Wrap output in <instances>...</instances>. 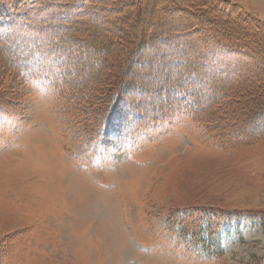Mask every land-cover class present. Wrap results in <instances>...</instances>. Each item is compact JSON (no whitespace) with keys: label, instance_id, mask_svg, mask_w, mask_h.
Here are the masks:
<instances>
[{"label":"rangeland","instance_id":"obj_1","mask_svg":"<svg viewBox=\"0 0 264 264\" xmlns=\"http://www.w3.org/2000/svg\"><path fill=\"white\" fill-rule=\"evenodd\" d=\"M27 18L79 40L55 34L72 50L41 57L51 69L81 53L80 78L93 84L80 100L69 89L68 104L51 79L17 69L23 50L42 46ZM140 39L155 64L180 50L201 65L215 47L221 64L233 50L227 91L209 98L229 147L182 115L140 139L123 134L117 109L155 69L143 70ZM0 40V264H264V134L254 133L264 113V0H0ZM194 212L222 219L221 257L172 227ZM207 227L204 219L209 241Z\"/></svg>","mask_w":264,"mask_h":264},{"label":"trees","instance_id":"obj_2","mask_svg":"<svg viewBox=\"0 0 264 264\" xmlns=\"http://www.w3.org/2000/svg\"><path fill=\"white\" fill-rule=\"evenodd\" d=\"M83 5L84 2H81L80 4L74 6L73 8H75V10L73 11L79 9V11L82 12L81 7H83ZM31 9L32 8H25L24 11L26 12ZM44 10L42 12L48 11ZM55 11H57V9ZM51 12L53 13V10ZM67 13L63 15L66 16V18L72 14L70 13V15H68L69 13ZM32 19L27 18L25 23H27L28 25L30 24L28 26V30L31 31L32 36L36 38L38 42H41L42 46L41 49H37L38 53H33L32 50H23L25 52V57L22 58L20 64H18L17 66V69L20 68L19 71H21V73H27L31 76L32 79L35 80L44 79L46 77H48V79H51L53 82V87L57 91L58 98H62V100H65L68 104L69 99H72L70 96V90L75 92L76 97L80 100L81 93L84 94L87 91V86L93 84V82L90 83V80L93 79V77H90V74L88 75L87 73H85L86 78L89 76V80L87 79L86 82H84V80L80 78V72L83 69L79 67V62L81 66L85 64V62H82L80 60L81 53H78L76 55L74 54L73 56H76V58L71 56L73 52L71 53L67 51L66 59L70 61H66L64 66H56L52 62L54 66L51 67V69H46V66L43 63V58L41 57L42 55L45 58L49 54L54 53L53 50H72L70 49V45L68 47L63 45L62 40L59 41L60 38L66 42L68 39H73L74 41L79 40L76 39V37H73L72 33H70L67 29L66 33L62 35L60 33V28H56V24H52V22L50 21L36 23ZM15 22L21 23V21L16 20ZM62 30L64 31L65 29ZM8 34L10 40V33L4 34L2 38L7 40ZM55 34H59V39L55 38ZM16 37L17 36H15V38ZM163 38L164 40L162 45H164L165 48L174 46L172 43L173 41L170 37ZM45 39L48 42H46ZM141 40L146 41V44H140L138 47V49H141L140 56L145 60L146 63L143 70L145 71L149 66L151 67L149 70L147 69L148 71L151 70L152 72V70L154 68L155 69L153 70V75H146V80H144V82H141V91H137V93L129 95L130 98L128 97L127 99H125V104L121 106L120 103V109H117L121 112V117L123 119V123L121 125L123 134L132 136L134 139H140L142 135H145L149 132H154L160 127V125H165L167 122L176 120L179 116L182 115L186 116L196 124L204 126L209 134H214V137L212 138L216 141V145L218 146V148L225 150L227 147H229L231 140L229 134L227 136H224L221 130L218 129V122L212 118L211 110H213V108L219 103V101L216 100V102L214 101L213 103H209V98L210 96H212L213 92L215 93L216 91H221L220 98L224 97V94L227 90L222 88L220 82L222 81V75L225 77L228 76V68H230L228 64L229 59H226L227 61L224 60V54L228 53L230 56L232 53H234L233 50H222L223 60L221 64L218 63L215 55L216 51H220L216 50L217 47L213 48L212 50H208L209 54L208 57L206 56L207 60L205 61V63H203L202 61L201 65L200 62L199 64H194L191 62L188 63L185 53L180 50H172V52L169 51L170 54H168L166 57L165 53L162 52V56L159 55V62L155 64V62H153L155 58H152L151 56V53L154 52V47L151 45V43L150 45L148 44V39H140L139 41ZM83 42L85 41L83 40ZM68 43L73 42L70 41ZM49 45V48H45ZM38 50H49L50 53L44 51L39 52ZM166 50L168 49L166 48ZM196 59L198 58L194 57V60ZM236 64L237 63H235V66ZM69 66L74 70L69 71ZM141 66L143 67V65ZM201 69L203 70V72L201 71ZM219 69H221L222 72H220ZM155 71L157 72L155 73ZM72 78L78 79L77 82H79L77 83V85L70 84ZM0 110L3 109L0 108ZM5 112L7 113V115L9 113V116L13 115L11 114L13 111H10V109ZM0 114H2V112H0ZM263 114H258L256 116L257 119L254 121L258 125L257 128H259L256 132H254L256 135H258V138L262 134H264ZM250 122H253V120H251ZM96 136L98 135H95L94 138L97 139ZM253 138L254 137H252V135H246V137L241 141H249ZM231 145L233 144L231 143ZM200 214L204 215L203 213ZM200 214H193L199 216H191L190 218L193 220L192 222H189L190 219L187 220L188 223L186 219H184L185 221H182L181 218H177V220L171 221L172 227L174 228L179 223L181 225V237L183 234L185 235V237H187L189 234H192V242L194 241L193 243L196 247H199L200 244H203V246L205 247V251L209 253L210 256L214 252L216 253L217 258L221 257L223 255V252L220 248L218 235L220 233L219 226L222 222V219H216V217H212L211 215H207L204 218V216L202 217ZM204 219L208 220V227L205 229V232L209 236V241L203 240L200 233L201 227L204 223ZM227 221L231 222L232 218H228ZM192 223L196 224V226H193Z\"/></svg>","mask_w":264,"mask_h":264},{"label":"bare ground","instance_id":"obj_3","mask_svg":"<svg viewBox=\"0 0 264 264\" xmlns=\"http://www.w3.org/2000/svg\"><path fill=\"white\" fill-rule=\"evenodd\" d=\"M126 1V0H125ZM128 1V0H127ZM134 1V0H133ZM205 2V1H204ZM94 3V2H93ZM103 3V2H102ZM118 3V2H117ZM179 3H181V2H179ZM183 3V2H182ZM197 3V2H196ZM114 4V3H113ZM206 4V3H205ZM111 5V4H110ZM184 5V4H183ZM185 6V5H184ZM117 7V6H116ZM186 7V6H185ZM103 10V9H102ZM126 11V10H125ZM124 12V11H123ZM130 13V12H129ZM126 14V13H125ZM134 15V14H133ZM123 17V16H122ZM215 19V18H214ZM111 21V20H110ZM123 21H125V20H123ZM216 21V20H215ZM187 23V22H186ZM104 24V23H103ZM196 25V24H195ZM182 26V25H181ZM213 26V25H212ZM225 26V25H224ZM223 26V27H224ZM231 26H232V23H231ZM127 27V26H126ZM234 30V29H233ZM242 30V29H241ZM240 30V31H241ZM232 32V31H231ZM233 34V33H232ZM236 34V33H235ZM122 35V34H121ZM245 36V35H244ZM248 36V35H247ZM249 37V36H248ZM251 37V36H250ZM261 37V36H260ZM254 44V43H253ZM250 46V45H249ZM253 48V47H252ZM254 54V53H253ZM246 62V61H245ZM255 64V63H254ZM245 66H246V64H245ZM244 67V66H243ZM242 68V67H241Z\"/></svg>","mask_w":264,"mask_h":264}]
</instances>
